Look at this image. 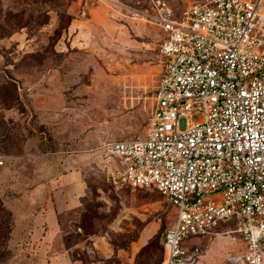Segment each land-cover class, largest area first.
Here are the masks:
<instances>
[{"label": "rangeland", "instance_id": "374dc122", "mask_svg": "<svg viewBox=\"0 0 264 264\" xmlns=\"http://www.w3.org/2000/svg\"><path fill=\"white\" fill-rule=\"evenodd\" d=\"M154 1L0 0V150L11 155L0 167V264H50L32 229L69 170H82L87 195L61 217L55 250L68 264H163L175 208L157 189L115 188L100 149L147 135L164 34L135 9ZM162 1L180 16L209 0ZM236 228L183 244L200 247L201 264H235L246 250Z\"/></svg>", "mask_w": 264, "mask_h": 264}, {"label": "built area", "instance_id": "2783aa9c", "mask_svg": "<svg viewBox=\"0 0 264 264\" xmlns=\"http://www.w3.org/2000/svg\"><path fill=\"white\" fill-rule=\"evenodd\" d=\"M135 15L163 31V66L147 135L100 147L108 181L171 201L163 264H199L200 247L183 242L231 221L246 247L232 262L264 264V0L193 3L180 16L157 0ZM9 158L0 150V167Z\"/></svg>", "mask_w": 264, "mask_h": 264}, {"label": "crops", "instance_id": "0c3cea01", "mask_svg": "<svg viewBox=\"0 0 264 264\" xmlns=\"http://www.w3.org/2000/svg\"><path fill=\"white\" fill-rule=\"evenodd\" d=\"M57 182L59 185L53 191L52 201L36 218V224L32 229V239L34 244L41 245L42 249L50 252L47 256L50 264H57L62 260L63 264H68L67 252L64 249L55 250L56 245L63 243L64 230L61 217L64 213L75 210L83 204L87 195V183L82 170H69L60 176ZM202 256L199 264H201Z\"/></svg>", "mask_w": 264, "mask_h": 264}, {"label": "trees", "instance_id": "16d2710c", "mask_svg": "<svg viewBox=\"0 0 264 264\" xmlns=\"http://www.w3.org/2000/svg\"><path fill=\"white\" fill-rule=\"evenodd\" d=\"M3 209L6 210L5 207H3ZM165 233H166V232H165ZM165 233L163 234V238H164ZM163 251H165V250H164V244H163Z\"/></svg>", "mask_w": 264, "mask_h": 264}]
</instances>
